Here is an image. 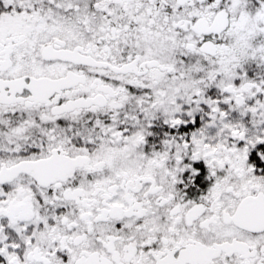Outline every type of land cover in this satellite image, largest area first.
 Instances as JSON below:
<instances>
[{
	"label": "snow or ice",
	"instance_id": "1",
	"mask_svg": "<svg viewBox=\"0 0 264 264\" xmlns=\"http://www.w3.org/2000/svg\"><path fill=\"white\" fill-rule=\"evenodd\" d=\"M0 264H264V0H0Z\"/></svg>",
	"mask_w": 264,
	"mask_h": 264
}]
</instances>
